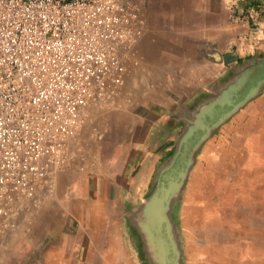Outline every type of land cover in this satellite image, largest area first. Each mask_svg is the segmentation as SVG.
I'll return each mask as SVG.
<instances>
[{"label":"crops","instance_id":"obj_1","mask_svg":"<svg viewBox=\"0 0 264 264\" xmlns=\"http://www.w3.org/2000/svg\"><path fill=\"white\" fill-rule=\"evenodd\" d=\"M132 1L146 28L127 61L135 66L129 82L139 71L181 70L177 102L222 79L230 66L221 57L231 48L239 58L264 54V0ZM137 91L119 109L89 111L77 160L51 176L37 208L25 205L13 227L0 228V264H139L129 216L175 150L182 123L172 116L173 100L150 102L146 94L143 101Z\"/></svg>","mask_w":264,"mask_h":264},{"label":"built area","instance_id":"obj_2","mask_svg":"<svg viewBox=\"0 0 264 264\" xmlns=\"http://www.w3.org/2000/svg\"><path fill=\"white\" fill-rule=\"evenodd\" d=\"M145 24L132 0H0V228L77 160L88 109L122 104Z\"/></svg>","mask_w":264,"mask_h":264},{"label":"bare ground","instance_id":"obj_3","mask_svg":"<svg viewBox=\"0 0 264 264\" xmlns=\"http://www.w3.org/2000/svg\"><path fill=\"white\" fill-rule=\"evenodd\" d=\"M247 115L226 136L199 150L201 161L188 173L180 211L181 224L188 228L184 249L192 264L264 262V227L255 210L264 203V109L257 103ZM248 204L254 209L247 216L243 210ZM224 226L237 237L220 241L214 229Z\"/></svg>","mask_w":264,"mask_h":264},{"label":"water","instance_id":"obj_4","mask_svg":"<svg viewBox=\"0 0 264 264\" xmlns=\"http://www.w3.org/2000/svg\"><path fill=\"white\" fill-rule=\"evenodd\" d=\"M234 58L236 55L224 58V61ZM246 64L252 66L246 68L238 80L229 77L222 81L209 98L197 103L188 115L178 117L184 125L175 150L158 168L151 192L129 216L142 242L147 264H181V249L170 216L171 202L180 195L192 166L189 167L190 157L193 155L195 160L197 150L215 129L264 87V58H250ZM256 68L259 72L252 76Z\"/></svg>","mask_w":264,"mask_h":264},{"label":"rangeland","instance_id":"obj_5","mask_svg":"<svg viewBox=\"0 0 264 264\" xmlns=\"http://www.w3.org/2000/svg\"><path fill=\"white\" fill-rule=\"evenodd\" d=\"M140 11L142 13L144 12L141 9H140ZM143 14L145 16V13H143ZM145 28H146V24H145ZM142 36H143V34H142ZM142 36L140 38H142ZM140 38H139V40H140ZM137 44H138V42H137ZM207 53L209 55H212L215 58H218L219 53H217L216 50H207ZM233 55H236L237 58L230 59L228 61H224V58H229L230 56H233ZM255 57L256 58H264V54L239 58L237 53L234 51V49L231 48L228 53H226L224 56L221 57V61H223L228 66H230V69H228L225 73L226 75L223 78L221 77L222 79L216 78L213 81H211L208 84V86L206 87V90H203L198 95H196L195 99H193L192 101H188V102H182V101L177 102L178 99L181 97V95L177 94V92L175 91L178 81H180L182 79L181 78L182 74L185 72H183L181 70L139 71L136 74L137 78L135 76L134 78H136V79L133 82H129L128 78H129V76L130 77L133 76V72H134V68H135L134 65H131V67H128V75H127L126 80H125V91H124L125 97L123 98V104H120L119 106L113 107L110 109L93 108V107L89 108L88 112H87L88 114L84 118L82 126H84V124L87 125L90 122L91 116L89 115V111L96 110L98 112H102L101 110L104 111V110L119 109V108L125 106L126 104H128L131 101V99L134 98L137 90L139 91L140 97L143 99V101L146 100V98L148 97L147 95H150L152 98L150 100V102H154L156 100L159 101L158 100L159 98H170L171 100H173V102H175V103H173V105L171 106L172 109L174 110L172 116L177 119L178 124H179L180 120H178V117L180 115H183V116L188 115L189 111L197 103L209 98L212 95L214 89L217 86H219V84L222 81L228 79L229 77H234V79L238 80L241 77V75L244 73L245 69L252 66V64L247 65L246 61L250 58H255ZM258 72H259V70L257 68L254 69L252 76L257 75ZM263 93H264V87L262 88V90L260 91V93L257 96H255L254 98H252L248 102H246L242 106L241 109L237 110L226 121H224L222 124H220L219 127H217L215 129L214 133L209 137V139L205 140L201 144L202 146L199 147V149L197 150V152L195 154V160L193 158V155L190 157L189 167L191 165L193 167L194 166L193 163H195V161L196 162L201 161L200 152L202 149H205L206 145H210V143H216V141L218 139L226 136V134L230 131V129L233 128L234 126H236L242 118L247 117L248 116L247 114H248L251 106H254L255 104L259 103L260 106L262 107V110H263L264 109V94ZM139 103L146 104L144 102L142 103V101H139ZM170 120H171V118H170ZM172 120H173V118H172ZM96 122H98V124H96ZM180 122L182 123V121H180ZM101 124H102V119L100 118L99 120L95 121V123L93 125H95V126L99 125L100 126ZM169 125H170V121H168V126ZM183 125L184 124L182 123V126ZM179 126L180 125H178V128H179ZM90 148L93 149L94 147L90 146ZM199 150H200V152H199ZM263 168H264V166L261 167V169H263ZM191 170H192V168L190 169L189 174H190ZM189 174H188V177H189ZM186 180H188V178H186ZM186 180H185V183H186ZM185 183H184V185H185ZM154 184H155V182L153 181L152 187L150 188L151 190L153 189ZM184 185L180 191L179 197L177 199L172 200V202H171L172 209L170 211V216H171L173 223L175 225L176 236L178 237V243H179V247L181 249L180 262H181V264H192V260L187 256V252L184 249V246H185V237L184 236L188 233V228H186L185 226H182V224H181L182 215H181V211H180V207H181L180 205H182L181 194L183 192ZM151 190H150V192H151ZM177 204H178V206H177ZM174 206H175V209H174ZM246 207H248V208H246L245 211L243 210V213L245 212V215L248 216L249 214L247 213V211L251 210V208H253V207L250 206L249 204ZM176 210H178V211H176ZM255 210H256L257 214L260 215L261 225H263V227H264V203L262 204V202H261L260 205L258 206V209H255ZM214 235L219 237L220 241H224V240L227 241V240H230V238H232V237H237L238 234L235 230H233V229L230 230L229 228L224 226V227H219V228L216 227L214 229ZM199 236H200L199 239L201 240V241L200 240L199 241L202 242L204 240L205 236L203 234H200ZM133 240H134V246L132 248L134 250V251H132L133 256L135 257V259L137 260V262L139 264H146L147 261L143 255V251L141 249L142 248L141 240L138 239L137 236H135L133 238ZM139 246H140V248H139ZM263 263L264 262H262V264Z\"/></svg>","mask_w":264,"mask_h":264}]
</instances>
